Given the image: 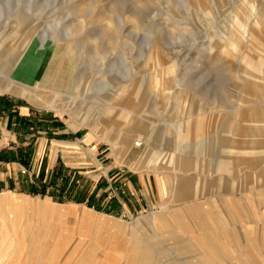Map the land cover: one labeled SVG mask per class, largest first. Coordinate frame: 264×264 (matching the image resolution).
I'll use <instances>...</instances> for the list:
<instances>
[{
	"label": "rangeland",
	"instance_id": "1",
	"mask_svg": "<svg viewBox=\"0 0 264 264\" xmlns=\"http://www.w3.org/2000/svg\"><path fill=\"white\" fill-rule=\"evenodd\" d=\"M11 109L0 264H264V0H0ZM40 127L78 160L39 166ZM33 200L99 224L42 256Z\"/></svg>",
	"mask_w": 264,
	"mask_h": 264
},
{
	"label": "crops",
	"instance_id": "2",
	"mask_svg": "<svg viewBox=\"0 0 264 264\" xmlns=\"http://www.w3.org/2000/svg\"><path fill=\"white\" fill-rule=\"evenodd\" d=\"M16 111L17 110H15V109H11L6 113H3V111H0V128L4 129V134H5V131L8 132L9 129H13L12 130L13 134L18 135L19 139L23 140V138L25 136H22L19 134H21L22 132H26L27 129L31 128V127L28 128V126L30 124H33L32 120L30 119V114H32V112H29V111L22 112L21 109H19L17 112ZM30 121H31V123H30ZM40 129L41 130H36V134H32V136H34V137H32V142L31 141L28 143H26L25 141L22 142V143H26L27 145H29V147L27 148V151H29L30 153L32 151V148L34 147V149H35L34 153L36 154V161L38 162L39 166L40 165L42 166L43 163L45 164L46 157H44L43 155H44L45 150L50 147V144H53L52 153H53L54 159L58 160L60 158H65L66 160H71V159L78 160L77 159V158H79V157H77L78 155H75L74 153L69 154V153H66V150H63V144L65 143L66 139H63L62 137H57L59 139L46 138L45 134L50 133V132L46 131L45 130L46 128H44V127H40ZM59 132H60V130H58L56 133H59ZM39 134H42V135H39ZM52 140L54 141V143L51 142ZM11 153H13L12 155L14 157H15V155L16 156H23L24 148L23 149L22 148L15 149L14 151H11ZM66 154H69V155H66ZM6 157H7V150L1 149L0 150V159H4ZM59 165H61V163ZM53 167L54 166L51 165V168H53ZM46 176H47V172L45 173V177ZM56 183L57 182L54 183V181L52 182V184H54V185ZM60 185H62V183ZM23 196H25V195H23ZM47 199H49V198H47Z\"/></svg>",
	"mask_w": 264,
	"mask_h": 264
},
{
	"label": "bare ground",
	"instance_id": "3",
	"mask_svg": "<svg viewBox=\"0 0 264 264\" xmlns=\"http://www.w3.org/2000/svg\"><path fill=\"white\" fill-rule=\"evenodd\" d=\"M40 201L33 200L30 204L32 209L35 210V218L37 220H41L42 222L38 221V225L43 226V230L48 234V239L46 243H43V246L41 247L42 256L49 255L52 257H55L54 248H58V245H60V242L62 240L60 234L64 232L66 229V223L68 221L73 222L75 224H81L84 226V228H88V232H92L94 230V227L96 223L99 224L96 220H92L89 217L83 216L81 213L76 214L74 216H71L69 213L72 211L70 210V207H59V208H50L47 204L46 205H40ZM38 203V204H36ZM28 205V202L26 203ZM19 210H18V220H20V217L22 215V209H28L30 207L24 208V204L22 202L18 203ZM5 212L0 211V222L3 223V214ZM24 215V214H23ZM91 215H94L91 213ZM58 220H60V224L57 225ZM18 222V221H17ZM38 228V227H37ZM64 228V230H63ZM93 229L92 231L90 229ZM35 234V233H34ZM97 238V236L95 237ZM48 242H51L52 245L50 246ZM32 254V253H31Z\"/></svg>",
	"mask_w": 264,
	"mask_h": 264
}]
</instances>
